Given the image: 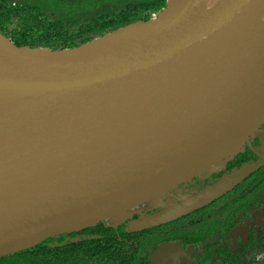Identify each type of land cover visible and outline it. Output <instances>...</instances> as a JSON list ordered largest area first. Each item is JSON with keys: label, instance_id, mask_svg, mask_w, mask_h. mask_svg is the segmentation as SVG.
I'll list each match as a JSON object with an SVG mask.
<instances>
[{"label": "water", "instance_id": "water-1", "mask_svg": "<svg viewBox=\"0 0 264 264\" xmlns=\"http://www.w3.org/2000/svg\"><path fill=\"white\" fill-rule=\"evenodd\" d=\"M263 123L264 0H167L147 22L62 51L0 34V258L209 174ZM256 169L129 229L191 214ZM180 249L163 243L152 261Z\"/></svg>", "mask_w": 264, "mask_h": 264}, {"label": "trees", "instance_id": "trees-1", "mask_svg": "<svg viewBox=\"0 0 264 264\" xmlns=\"http://www.w3.org/2000/svg\"><path fill=\"white\" fill-rule=\"evenodd\" d=\"M142 1L131 0L129 7L132 8L133 5V9L139 7L143 10H153L156 8H154L156 2L157 5L160 4V0H149L148 3H141ZM84 2V0H0V34L16 47L28 46L33 49L62 51L78 48L118 29L141 22V19L137 17L125 15L116 21L95 24L89 22L86 24L88 26L84 25L85 30L81 34L69 36V30L62 23L71 22V25H75L76 13L84 6ZM19 3L21 6H17ZM46 11L51 12L49 18ZM56 14L59 15L58 19H55ZM11 15L28 22L18 31L10 32L7 25L10 23ZM249 150L248 147H243L237 151L235 161L239 156L242 160L235 162L237 163L235 166L246 161L244 158L247 159V155L252 153V150ZM179 188L174 189L179 192L176 195L172 190L161 195V207L175 203V196L183 195L184 191L180 192L182 187ZM139 217L143 218V216L133 215L119 226L99 223L79 232L50 237L29 250L0 258V262L8 264H151L147 251L151 243L159 236H163L168 229L172 230L174 237L177 236L186 242L188 239L199 242L196 240L199 239L197 235L190 237L191 230L195 231L193 229L199 228L196 214L152 230L130 231L131 220ZM203 223V226H207L209 230L218 229L215 223L208 224L206 221ZM254 233L250 232L238 246L239 249L230 248L224 244H207L204 256L200 258V264H213L214 259L218 260V264H253L254 259L264 252V229L262 234L257 231L258 235Z\"/></svg>", "mask_w": 264, "mask_h": 264}, {"label": "flooded vegetation", "instance_id": "flooded-vegetation-1", "mask_svg": "<svg viewBox=\"0 0 264 264\" xmlns=\"http://www.w3.org/2000/svg\"><path fill=\"white\" fill-rule=\"evenodd\" d=\"M84 1H85L84 6L80 8V11H78L76 14L82 12L84 15L90 18L89 22H92V24L110 21L107 18L106 19L103 18L102 11L105 8L113 7L114 9H116V12L121 11L119 8H117L118 6L117 2H119L120 0H84ZM125 1H126L125 4L129 6V1L131 0H125ZM76 20L77 23H75V25L83 24L80 20L77 19V15H76ZM84 30L85 29L83 27L82 32ZM263 124L260 125L257 133L251 136L249 140L245 144H243L244 148L248 147V149L252 150V153L247 155V159L244 158V160L246 161H244L243 164L239 166H235L238 162H241L242 157L237 156L238 159L235 161L236 154H234L230 156L228 160L224 162L222 165L215 167L216 169L211 171L209 174L207 175L205 174V176L203 175L200 177H195L192 180L174 188L176 189L182 187L180 192L184 191L183 195L180 194L175 196V200H176L175 203H178L188 197L197 194L198 192L202 191L208 186L217 183L223 177H226L234 173L242 166H248V165L257 166V169L253 171L252 174L247 176L245 179H243L234 188L227 191L225 194L214 199L208 205L194 211L191 214H188L184 217H181L170 223H167V224H171L174 223L175 221L178 222L181 219L196 214L198 218L196 222L199 225L198 226L199 228L193 229L195 231L191 230L190 237H192V235H197L199 239L196 240H198L199 242H194L193 239H188L186 242L185 240L177 236L174 237L172 235V230L168 229L163 233V236L162 235L159 236V238L155 239V241L151 243L150 248L147 251L148 256H150L151 264H154L152 261L153 253L163 243L178 244L181 248L180 249L181 253L176 256L175 263L174 262L171 263L170 261L171 259L169 256L164 257L165 261L169 262L167 264H200V258H203L204 256L205 246L209 243H215L217 245L224 244V245H228L230 248L239 249L238 246L244 241L245 238H247L250 232H255L254 234L256 235H258V233L262 234V231L259 230L260 229L259 227H262V229H264V126ZM235 162L237 163L235 164ZM174 189H172L173 193L175 195L178 194L179 192L175 191ZM255 191L257 192L254 193ZM172 205H174V203L164 207L159 206L158 208H155L153 210L143 212L141 214L137 213L134 215L143 216V218H145L148 217L149 215L159 212L162 209ZM143 218L141 217L137 219L135 218L134 220H131V222ZM203 221H206L208 224L215 223L214 225L218 229L216 231L207 229V226H203L204 225ZM191 222L193 223V221ZM256 231L258 233H256ZM0 264H8V263L0 262Z\"/></svg>", "mask_w": 264, "mask_h": 264}, {"label": "rangeland", "instance_id": "rangeland-1", "mask_svg": "<svg viewBox=\"0 0 264 264\" xmlns=\"http://www.w3.org/2000/svg\"><path fill=\"white\" fill-rule=\"evenodd\" d=\"M28 1H31V0H28ZM67 1H69V0H67ZM75 1H81V0H75ZM148 1L149 0H143L141 3H148ZM125 2H126L125 0H120L119 2H117V4H118L117 8H119L121 10L119 12H116V9H114L113 7L103 9V11H102L103 18H105V19L107 18L110 21H115L116 18L118 19V18L124 17L125 15H128L130 17H137V18L141 19V22H147V21L151 20L154 16L156 17L159 13H161L162 11H164L166 9L167 0H162V1L160 0L159 1L160 4H158V5L156 2L155 3L156 6H154V8L155 7L156 8L153 10H150V9L143 10V9H140L139 7H138V9H133V5H132V8H130L129 6H127L125 4ZM36 4H38V3H36ZM17 6H21V3H19ZM158 6H160V7H158ZM46 12L48 13V18H49V15L51 12L50 11H46ZM54 16L56 17L55 19H58V17H59L58 14H56ZM94 16H96V15H94ZM22 17L25 18L24 16H22ZM77 19L80 20L83 24L82 25H79V24L71 25V23H68V22L62 23L64 25V27L69 30V33H70L69 36L81 34L82 28L90 20V18L88 16L84 15L82 12H79L77 14ZM19 20L20 19H18L16 16L11 15L10 16V23L7 25L8 31H10V32L11 31H18L22 26L25 25L26 22H28V21H23V20H20L21 21L20 22ZM86 26H88V25H86ZM237 151L238 150H236V152H234L232 155L236 154ZM244 187H245V185H244ZM256 192L257 191H255L254 193H256ZM252 196H253V193H252ZM161 201H162V198L158 196L155 199H152L146 203H143V204L127 211V212H124L120 215L111 217L105 223L108 225L119 226L122 223H124L127 219H130L134 214H137V213L141 214L143 212H147V211L153 210L155 208H158L162 203ZM259 228H260L259 230L262 231V227H259ZM213 264H218V261L214 260ZM253 264H264V252H263V254L261 253L260 255H258L254 259Z\"/></svg>", "mask_w": 264, "mask_h": 264}, {"label": "clouds", "instance_id": "clouds-1", "mask_svg": "<svg viewBox=\"0 0 264 264\" xmlns=\"http://www.w3.org/2000/svg\"><path fill=\"white\" fill-rule=\"evenodd\" d=\"M155 17V16H154ZM240 148H243V145L241 147H239L237 150H239ZM237 154V153H236ZM229 158V157H228ZM224 162H226V160H223L222 162H220L219 165H222Z\"/></svg>", "mask_w": 264, "mask_h": 264}]
</instances>
